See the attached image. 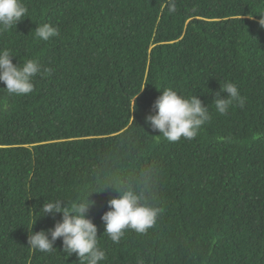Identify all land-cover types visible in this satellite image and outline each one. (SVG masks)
<instances>
[{
    "label": "trees",
    "instance_id": "obj_1",
    "mask_svg": "<svg viewBox=\"0 0 264 264\" xmlns=\"http://www.w3.org/2000/svg\"><path fill=\"white\" fill-rule=\"evenodd\" d=\"M21 2L28 12L0 32V49L52 71L29 95L0 90V264H79L62 240L46 253L24 234L62 218H39L45 200L115 182L163 211L117 244L101 219L117 193L93 191L91 201H105L88 215L101 264H264V0H175L171 13L173 0ZM44 23L60 36L41 41ZM227 82L244 106L221 115L212 100ZM165 89L208 106L192 140L169 142L145 123Z\"/></svg>",
    "mask_w": 264,
    "mask_h": 264
},
{
    "label": "clouds",
    "instance_id": "obj_2",
    "mask_svg": "<svg viewBox=\"0 0 264 264\" xmlns=\"http://www.w3.org/2000/svg\"><path fill=\"white\" fill-rule=\"evenodd\" d=\"M168 11L170 13L176 11L175 0L170 3ZM27 12L28 9L21 0H0V32L16 28L24 20ZM260 16L259 24L264 28V15ZM240 19L242 20V16ZM35 34L41 41L47 42L59 37L60 31L49 23H44L36 27ZM15 57L9 49H0V83L6 86L0 90L6 92L9 97L29 95L34 90L33 79L37 75L41 77L50 75L52 70L33 59L22 64L20 62L14 64ZM138 96L134 98V106ZM212 103L219 114L227 115L234 103L243 107L244 98L234 83L227 82L220 85V90L214 94ZM7 108V100L0 101V111ZM152 110L155 114L146 116L145 123L153 131L160 133L157 137L162 136L169 142H177L181 138L192 140L198 135L201 127L211 119L208 106H205L196 95L185 98L172 89L162 91ZM109 187L117 195L108 201L109 210L101 219L104 233L112 242L118 244L127 230L145 234L154 227L159 214L163 211L162 208L153 205L154 196L122 182L105 183L97 189H82L72 199L45 200L39 209L42 213L39 218L50 216L55 220L57 214L62 218L47 231L25 232L24 236L29 235V247L41 252H51L55 249V242L60 239L63 253L67 257L75 254L79 264H101L106 259V253L99 246L98 228L88 215L94 205L95 209L100 210L105 201L102 206L91 201L89 197L93 191L103 193Z\"/></svg>",
    "mask_w": 264,
    "mask_h": 264
}]
</instances>
